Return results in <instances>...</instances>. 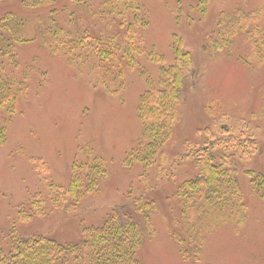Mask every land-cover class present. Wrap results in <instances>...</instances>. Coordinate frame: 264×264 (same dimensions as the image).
Instances as JSON below:
<instances>
[{"label":"rangeland","instance_id":"obj_1","mask_svg":"<svg viewBox=\"0 0 264 264\" xmlns=\"http://www.w3.org/2000/svg\"><path fill=\"white\" fill-rule=\"evenodd\" d=\"M104 1L55 0L33 9L0 4V15L13 12L24 20L27 37L16 44L17 72H32L0 147V235L17 221L26 235L46 233L62 244L81 243L85 230L102 225L117 205L146 195L157 209L136 249L139 264H264V203L252 194L248 174L264 173V0H210L205 13L200 0H137L138 14L147 20L139 46L156 48L164 65H173L177 35L193 59V85L182 97L173 136L163 158L149 169L128 165L126 158L142 135L138 107L148 89L143 72L158 84L161 64L147 57L130 67L113 58L95 64L86 57L87 48L56 47L70 44L73 38L67 36L53 40L55 52L46 44L45 26L54 18L70 32L80 27L93 44L92 37L113 35L122 46L129 38L127 25L101 14ZM236 10L256 15V21L243 23L235 16V33L226 46L223 32L232 27L228 14ZM222 129L241 144L232 150L238 152L248 220L240 228L224 224L205 233L200 252L193 244L186 255L178 241L187 220L177 190L197 169L181 157L192 146L222 137ZM89 144L107 166L97 192L72 211L52 208L48 200L46 216L19 221L32 196L50 199L49 181L69 185L73 163L83 159L80 147ZM69 264L77 263L71 259Z\"/></svg>","mask_w":264,"mask_h":264},{"label":"trees","instance_id":"obj_2","mask_svg":"<svg viewBox=\"0 0 264 264\" xmlns=\"http://www.w3.org/2000/svg\"><path fill=\"white\" fill-rule=\"evenodd\" d=\"M54 1L0 0V4L12 2L25 9H33L48 6ZM209 1L200 0L204 13ZM139 10L137 0H105L103 3L102 15L115 17L118 20L116 23L127 25L129 38L122 46L115 43L113 35L92 37L95 40L93 44L86 37L87 32L82 33L80 27L70 32L54 18L45 26L49 36L46 44L55 52L57 49L52 47L53 40L67 36L66 39L73 38L71 43L63 41L56 47L66 52L72 48H87L86 57L94 59L95 64L113 58L122 66L130 67L143 57L161 64L158 84L147 75L148 71L143 72L148 89L141 95L138 107L142 135L126 158L128 165L142 164L149 169L163 158V149L173 136L182 97L193 85L190 80L193 59L184 50L177 35H174L173 41L176 60L173 65L165 66L164 55L156 48L146 50L140 47L141 29L146 27L147 20L139 16ZM228 16L232 27L225 28L223 32L226 46L231 43L228 36L235 33V16L243 23L252 19L256 21V15L254 17L242 10ZM220 19V22L224 21L222 15ZM261 35L264 38V32ZM25 37V23L20 16L13 12L0 15V147L7 141L8 123L29 88L27 81L32 72L19 75V62L15 55L16 44L24 41ZM96 47H102V50L94 51ZM221 132L222 137L192 146L181 157L190 160L197 169V174L185 180L177 190L187 220L185 233L178 237V241L186 255L193 244L195 252H200L205 233L213 232L224 224H236L240 228L248 220L247 203L238 178V152L232 150V147L238 148L241 144L236 138L226 135L228 132L225 129ZM80 154L83 159L73 163L69 185L57 186L49 181L50 199L41 194L32 196L24 204L19 221L29 222L34 216H46L50 209L48 200L52 208L72 211L83 199L97 192L100 181L107 176L106 163L93 154L90 144L81 146ZM248 174L252 194L264 203V173L248 171ZM156 209L157 203L146 195L134 197L132 203L113 208L102 225L86 229L83 241L76 244H62L46 233L26 235L19 231L15 221L8 232L0 235V264H69L71 259L77 264H85L86 261L89 264H139L136 249L143 243L144 230L152 228V216Z\"/></svg>","mask_w":264,"mask_h":264}]
</instances>
